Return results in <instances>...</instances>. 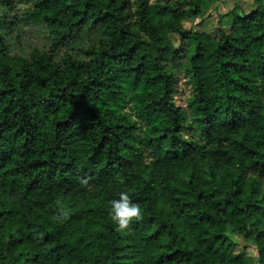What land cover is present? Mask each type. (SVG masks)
<instances>
[{
	"label": "trees",
	"instance_id": "obj_1",
	"mask_svg": "<svg viewBox=\"0 0 264 264\" xmlns=\"http://www.w3.org/2000/svg\"><path fill=\"white\" fill-rule=\"evenodd\" d=\"M210 1L0 0V264H264V0Z\"/></svg>",
	"mask_w": 264,
	"mask_h": 264
},
{
	"label": "rangeland",
	"instance_id": "obj_2",
	"mask_svg": "<svg viewBox=\"0 0 264 264\" xmlns=\"http://www.w3.org/2000/svg\"><path fill=\"white\" fill-rule=\"evenodd\" d=\"M131 3H135L138 0H128ZM238 7L242 12H248L253 7L252 0H211L207 4L203 5L202 19L198 18L191 22L185 21L184 25L186 28L200 26L202 29L208 32L216 31L221 25H229L232 21V12ZM24 34V33H23ZM28 36V35H27ZM172 39L179 44V38L177 35H171ZM29 39V36L27 37ZM34 39L36 37H33ZM180 90L182 94L180 95L178 102L180 104H185L187 98L190 96L189 86L184 78L180 83ZM231 234V233H230ZM233 238L237 241L236 248L230 254L239 253L244 247H246L247 254L257 257V250L253 246H249L250 241L248 238L241 237L232 234Z\"/></svg>",
	"mask_w": 264,
	"mask_h": 264
},
{
	"label": "clouds",
	"instance_id": "obj_3",
	"mask_svg": "<svg viewBox=\"0 0 264 264\" xmlns=\"http://www.w3.org/2000/svg\"><path fill=\"white\" fill-rule=\"evenodd\" d=\"M139 214V206L125 192L119 194V199L111 201L110 216L118 230L126 229Z\"/></svg>",
	"mask_w": 264,
	"mask_h": 264
}]
</instances>
